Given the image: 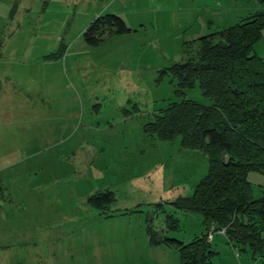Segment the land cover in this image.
Instances as JSON below:
<instances>
[{
	"label": "rangeland",
	"instance_id": "obj_1",
	"mask_svg": "<svg viewBox=\"0 0 264 264\" xmlns=\"http://www.w3.org/2000/svg\"><path fill=\"white\" fill-rule=\"evenodd\" d=\"M261 10L253 0H0V264H181L151 238L205 232L182 202L208 156L143 124L170 102L210 104L197 85L177 94L169 67ZM108 15L127 31L88 42ZM247 178L264 195L263 174ZM105 190L113 200L90 206ZM210 234L211 264H264Z\"/></svg>",
	"mask_w": 264,
	"mask_h": 264
},
{
	"label": "trees",
	"instance_id": "obj_2",
	"mask_svg": "<svg viewBox=\"0 0 264 264\" xmlns=\"http://www.w3.org/2000/svg\"><path fill=\"white\" fill-rule=\"evenodd\" d=\"M262 10L226 30L203 35L195 55L169 68L176 79L177 94L198 86L210 104L181 99L153 113L143 124L152 139L179 137L182 147L208 156L206 175L196 184L182 206L201 216L205 232L188 243L163 238L154 244L174 247L181 264H211L215 251L209 234L223 232L237 246H248L264 257V195L253 197L249 171L264 176V60L255 44L264 34V0H253ZM127 31L117 16L95 19L84 35L97 42L105 29ZM109 190L87 197L98 206Z\"/></svg>",
	"mask_w": 264,
	"mask_h": 264
},
{
	"label": "crops",
	"instance_id": "obj_3",
	"mask_svg": "<svg viewBox=\"0 0 264 264\" xmlns=\"http://www.w3.org/2000/svg\"><path fill=\"white\" fill-rule=\"evenodd\" d=\"M261 40V39H260ZM260 40L255 44L254 48H255V52L256 54H259L260 56H262L264 58V51L260 46ZM91 195V194H90ZM89 196V195H88Z\"/></svg>",
	"mask_w": 264,
	"mask_h": 264
},
{
	"label": "built area",
	"instance_id": "obj_4",
	"mask_svg": "<svg viewBox=\"0 0 264 264\" xmlns=\"http://www.w3.org/2000/svg\"><path fill=\"white\" fill-rule=\"evenodd\" d=\"M211 238V234H209V239Z\"/></svg>",
	"mask_w": 264,
	"mask_h": 264
}]
</instances>
